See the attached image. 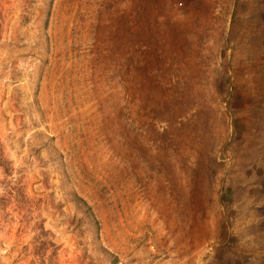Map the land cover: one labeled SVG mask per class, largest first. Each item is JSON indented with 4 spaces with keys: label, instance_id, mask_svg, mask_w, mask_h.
Returning <instances> with one entry per match:
<instances>
[{
    "label": "rangeland",
    "instance_id": "374dc122",
    "mask_svg": "<svg viewBox=\"0 0 264 264\" xmlns=\"http://www.w3.org/2000/svg\"><path fill=\"white\" fill-rule=\"evenodd\" d=\"M0 264H264L262 0H0Z\"/></svg>",
    "mask_w": 264,
    "mask_h": 264
},
{
    "label": "crops",
    "instance_id": "0c3cea01",
    "mask_svg": "<svg viewBox=\"0 0 264 264\" xmlns=\"http://www.w3.org/2000/svg\"><path fill=\"white\" fill-rule=\"evenodd\" d=\"M262 6H264V0H262Z\"/></svg>",
    "mask_w": 264,
    "mask_h": 264
}]
</instances>
